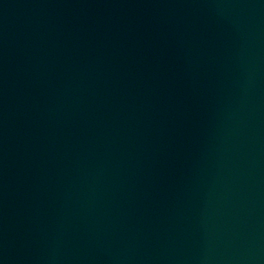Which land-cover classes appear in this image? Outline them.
I'll list each match as a JSON object with an SVG mask.
<instances>
[{
    "label": "water",
    "instance_id": "obj_1",
    "mask_svg": "<svg viewBox=\"0 0 264 264\" xmlns=\"http://www.w3.org/2000/svg\"><path fill=\"white\" fill-rule=\"evenodd\" d=\"M0 264H264V0H0Z\"/></svg>",
    "mask_w": 264,
    "mask_h": 264
}]
</instances>
